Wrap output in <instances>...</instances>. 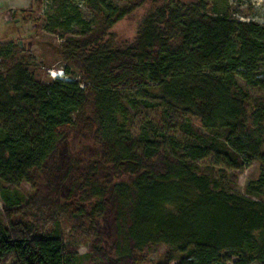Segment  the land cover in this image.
Instances as JSON below:
<instances>
[{
  "label": "trees",
  "instance_id": "obj_1",
  "mask_svg": "<svg viewBox=\"0 0 264 264\" xmlns=\"http://www.w3.org/2000/svg\"><path fill=\"white\" fill-rule=\"evenodd\" d=\"M46 1L53 25L83 33L59 45L69 79L39 80L24 49L0 47V183L34 189L23 204L4 196L0 264H78L83 237L98 264L161 245L156 264H264V26L209 0H83L92 21L75 0ZM151 104L189 139L149 122L133 135L131 111ZM250 162L256 178L234 192L228 172Z\"/></svg>",
  "mask_w": 264,
  "mask_h": 264
},
{
  "label": "rangeland",
  "instance_id": "obj_2",
  "mask_svg": "<svg viewBox=\"0 0 264 264\" xmlns=\"http://www.w3.org/2000/svg\"><path fill=\"white\" fill-rule=\"evenodd\" d=\"M148 1L151 2L152 0ZM75 2L81 10L83 19L92 21L93 15L84 1L75 0ZM122 2V0H113L115 5H121ZM209 3L212 6V12L227 14L234 19L252 21L264 26V0H209ZM55 15L56 6L46 0H0V47L12 44L17 45L21 50L24 49L25 53L23 54H29L33 57L35 76L42 81L56 79L57 77L69 79L60 68V64H64V62L58 55L59 45L67 38L80 39L83 33L82 28L78 25H73L69 29L53 25L50 18ZM135 16L126 17L114 27V32L117 33L121 42L133 37L137 19ZM260 69L264 71V61L260 64ZM55 73L59 76H54ZM75 79H78V77H75ZM239 81L246 87L241 79ZM262 91L251 89L250 93L259 94ZM147 122L154 125L160 133L162 132L166 139L171 137L180 141L189 139L182 133L177 122L163 120L161 108L157 104L144 106L138 111H131V133L135 136L138 135ZM63 155V152H59L56 159L61 160ZM213 164L214 159L212 157L198 163L204 171ZM218 169L219 167L215 166L214 173H217ZM232 174H236V180L233 179ZM257 174L258 163H246L242 169L228 172L227 185L234 192L245 194V185L256 178ZM33 192L34 189L27 182L22 183L17 191L5 190L3 184L0 183V224H6L4 211L9 208L4 196L9 197L11 202L19 201L23 204ZM17 218L18 216L13 217L14 220H17ZM255 235L261 237L263 234L256 232ZM78 240L77 263L98 264L93 261L90 255L92 244L96 239L83 237ZM165 250L166 247L161 245L151 253L139 254L136 264H156L161 261ZM87 255H90V257L88 258ZM236 259L237 256H232L231 261L227 264H233Z\"/></svg>",
  "mask_w": 264,
  "mask_h": 264
},
{
  "label": "bare ground",
  "instance_id": "obj_3",
  "mask_svg": "<svg viewBox=\"0 0 264 264\" xmlns=\"http://www.w3.org/2000/svg\"><path fill=\"white\" fill-rule=\"evenodd\" d=\"M62 72V71H61ZM54 76H59V74L55 73Z\"/></svg>",
  "mask_w": 264,
  "mask_h": 264
},
{
  "label": "built area",
  "instance_id": "obj_4",
  "mask_svg": "<svg viewBox=\"0 0 264 264\" xmlns=\"http://www.w3.org/2000/svg\"><path fill=\"white\" fill-rule=\"evenodd\" d=\"M62 74V73H61Z\"/></svg>",
  "mask_w": 264,
  "mask_h": 264
}]
</instances>
